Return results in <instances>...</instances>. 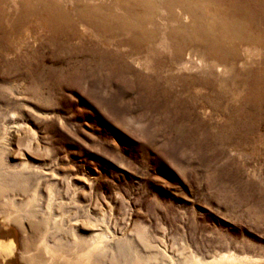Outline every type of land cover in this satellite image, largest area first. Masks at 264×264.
I'll list each match as a JSON object with an SVG mask.
<instances>
[{"label":"rangeland","instance_id":"374dc122","mask_svg":"<svg viewBox=\"0 0 264 264\" xmlns=\"http://www.w3.org/2000/svg\"><path fill=\"white\" fill-rule=\"evenodd\" d=\"M0 154L49 243L264 264V0H0ZM6 231L0 264H55L39 231L31 263L0 214Z\"/></svg>","mask_w":264,"mask_h":264},{"label":"bare ground","instance_id":"6f19581e","mask_svg":"<svg viewBox=\"0 0 264 264\" xmlns=\"http://www.w3.org/2000/svg\"><path fill=\"white\" fill-rule=\"evenodd\" d=\"M187 17V16H186ZM3 154H0V214L4 215L5 219L9 222H14L18 226L23 229V244L24 251L22 253V258H24L28 262H33L35 260L40 259L39 256L30 254V244L32 241V234L34 232L39 231L42 235L41 247L48 258L44 257L43 261L45 263H55V264H121L123 261L115 257H111L109 260L106 259L105 248L107 247V243L105 239L107 235L105 233H92L90 238H84L81 235L77 234V232H73L71 235L70 241L63 242L62 239L56 242L49 243L47 241V234L50 229V219L49 217L46 219H42V221H37L35 218L36 213L33 212V204L38 200V194L34 193L29 199L23 202H18L13 195L17 189H24L25 187V179L23 177V173L17 171L16 169L8 168L7 164H5L4 159L2 157ZM14 175V176H13ZM23 179V180H22ZM19 206H24L28 211L27 214L17 217L14 216L17 213L16 208ZM51 209V204L48 205V210ZM32 210V211H31ZM25 220H28L29 226H25ZM58 221H56L54 226ZM46 226L44 229L42 227ZM10 231V230H9ZM9 231L0 234V249L6 250L9 248L11 243V237L9 235ZM32 233V234H31ZM138 237L141 242L145 246H149L150 243L144 235L143 231H138ZM40 235V236H41ZM39 243V242H38ZM123 244H129V242H125ZM68 246H72L73 249H78L77 257L71 258L68 254L63 251V248ZM124 247V246H122ZM10 249V248H9ZM36 249V248H35ZM33 251V250H32ZM31 251V252H32ZM37 251V250H36ZM34 252V251H33ZM11 256V255H10ZM13 258V257H12ZM58 258H62V262H57ZM61 260V259H60ZM257 260V259H256ZM192 264H257L256 261L249 258H240L236 256H221L218 259H214L211 262H204L197 258H192ZM136 264H143V261L138 259Z\"/></svg>","mask_w":264,"mask_h":264}]
</instances>
